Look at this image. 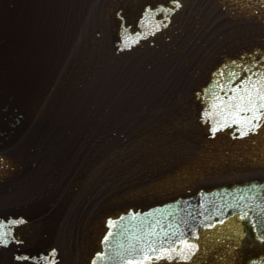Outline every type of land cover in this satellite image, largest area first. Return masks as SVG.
<instances>
[{"label": "water", "instance_id": "water-1", "mask_svg": "<svg viewBox=\"0 0 264 264\" xmlns=\"http://www.w3.org/2000/svg\"><path fill=\"white\" fill-rule=\"evenodd\" d=\"M258 92L264 0H0V264H264Z\"/></svg>", "mask_w": 264, "mask_h": 264}, {"label": "snow or ice", "instance_id": "snow-or-ice-1", "mask_svg": "<svg viewBox=\"0 0 264 264\" xmlns=\"http://www.w3.org/2000/svg\"><path fill=\"white\" fill-rule=\"evenodd\" d=\"M172 3L176 4L177 6H180V0H172ZM155 10L156 11H160L161 9H155ZM232 63H235V61H233ZM225 67H227V66H225ZM221 74H223V70H221ZM221 87H223V85H221ZM245 92L248 93V104H250L251 107L250 108L249 107H244L242 109H238L237 111H235L233 113L234 115L238 116L240 114V111L247 112V111H256L257 110L256 104L252 103L253 97H252L251 91L246 88ZM255 98L258 99V100L264 101V92H258L256 94ZM238 99L243 100L244 97L241 96ZM217 103H221V102L219 100H217ZM260 107L264 108V103L260 104ZM205 115L208 116V115H211V113L206 112ZM257 118H259V114H258ZM111 223H112V221L110 219L109 220V224H111ZM107 239H108V237L106 236L105 240H107ZM260 239L264 240V235H262L260 237ZM2 242L6 244L8 241L7 240H3ZM51 251H52V254L54 256V254L56 253V249L53 248ZM149 251L152 253V255H149L148 252H145V253L142 254V258L140 260H130L128 262V264H144L145 260H152V259H156V260L165 259V258L168 259V260L173 259V256H172L171 252L168 249H160L158 253L156 252L155 249H150ZM181 258L189 259L190 257L181 256ZM32 259H36V258L33 257ZM50 264H55L54 259L50 262Z\"/></svg>", "mask_w": 264, "mask_h": 264}]
</instances>
